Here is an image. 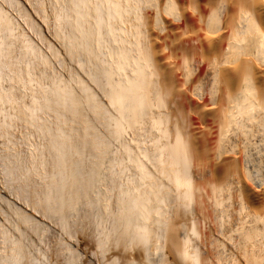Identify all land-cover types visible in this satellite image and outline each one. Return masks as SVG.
<instances>
[{
  "label": "bare ground",
  "instance_id": "6f19581e",
  "mask_svg": "<svg viewBox=\"0 0 264 264\" xmlns=\"http://www.w3.org/2000/svg\"><path fill=\"white\" fill-rule=\"evenodd\" d=\"M49 225L55 264H264V0H0V264Z\"/></svg>",
  "mask_w": 264,
  "mask_h": 264
},
{
  "label": "rangeland",
  "instance_id": "374dc122",
  "mask_svg": "<svg viewBox=\"0 0 264 264\" xmlns=\"http://www.w3.org/2000/svg\"><path fill=\"white\" fill-rule=\"evenodd\" d=\"M4 7H5V5H3ZM8 7H9V5H7ZM6 6V8H7V10L12 14L11 16L13 17V15H15V18L14 19H16V17L18 16V18H20L19 17V15L12 9V8H8ZM12 9V10H11ZM11 10V11H10ZM13 11H14V13H13ZM9 13V14H10ZM32 14H35L34 12H31ZM31 13H29L31 16H32V14ZM34 16V15H33ZM35 17H36V14H35ZM35 17H32V18H34V20H39L38 18H35ZM38 17V16H37ZM17 18V19H18ZM16 19V20H17ZM15 20V21H16ZM22 20V19H21ZM21 20L19 19V20H17L16 22H18V24H22V22H21ZM20 22V23H19ZM27 26L26 24H22V25H19V26H21V29H23L24 31L23 32H25V34L27 35V37L28 38H30V39H32V41L33 40H35L36 38H37V36H35L34 34H32V30L28 27H25V26ZM23 26V27H22ZM20 29V30H21ZM25 29L27 30L28 29V31H25ZM29 30H31L30 31V33H28L29 32ZM49 33V32H48ZM48 33H47V35H48ZM29 35H30V37H29ZM46 35V33H45V37L46 38H49V39H52V38H50L51 37V35H50V33H49V35L47 36ZM34 37H36V38H34ZM35 42V41H34ZM39 41V39L37 38V40H36V44H37V46H39V48L42 50V51H44V53H46L47 52V49L45 48V46H44V44L42 43V42H40ZM55 46V45H54ZM56 47V46H55ZM45 49H46V51H45ZM47 53H49V51L47 52ZM46 53V54H47ZM48 55H50L49 57H51V54L49 53V54H47V57H48ZM48 57V58H49ZM51 59V68H52V70H55L57 73H60V71H63L61 68V66H59L58 64H57V62L56 61H54V59H53V57H51V58H49V60ZM60 67V68H59ZM64 72V71H63ZM63 72H61L60 74H62ZM59 237H60V231H59V229L57 228V226H55V225H49V228H48V232H47V234L45 235V237H44V242L41 244L42 245V247H44L45 249H47L48 250V259L49 260H51L52 261V264H55V260H56V256H55V250H56V247L53 249L52 247L54 246V245H56V243L58 242V239H59Z\"/></svg>",
  "mask_w": 264,
  "mask_h": 264
}]
</instances>
